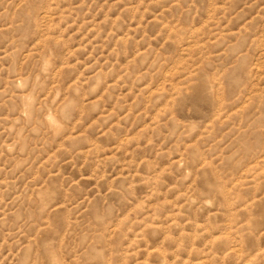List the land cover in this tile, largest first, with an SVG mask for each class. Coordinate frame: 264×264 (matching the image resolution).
<instances>
[{"label": "rangeland", "instance_id": "obj_1", "mask_svg": "<svg viewBox=\"0 0 264 264\" xmlns=\"http://www.w3.org/2000/svg\"><path fill=\"white\" fill-rule=\"evenodd\" d=\"M0 264H264V0H0Z\"/></svg>", "mask_w": 264, "mask_h": 264}]
</instances>
